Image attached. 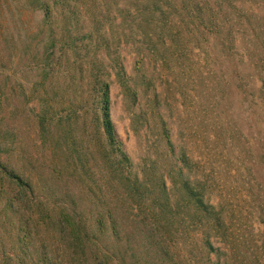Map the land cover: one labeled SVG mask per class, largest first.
<instances>
[{
    "label": "trees",
    "instance_id": "16d2710c",
    "mask_svg": "<svg viewBox=\"0 0 264 264\" xmlns=\"http://www.w3.org/2000/svg\"><path fill=\"white\" fill-rule=\"evenodd\" d=\"M28 4L41 20L17 59L8 60L28 87L17 77L10 90L17 87L32 105L50 158L21 165L12 147L16 129L0 136V264H203L194 252L216 264L210 256L226 254L219 240L227 229L194 175L196 162L168 140L172 155L158 157L165 164L149 159L136 170L111 119L109 78L136 102V86L150 82L139 69L128 74L123 47L140 44L151 52L176 44L185 30L199 43L212 37L229 58L232 34L215 14L230 0H79V11L74 0ZM244 86L242 80L236 90L246 99ZM31 166L45 177L26 176ZM60 167L79 172V199L49 191Z\"/></svg>",
    "mask_w": 264,
    "mask_h": 264
},
{
    "label": "rangeland",
    "instance_id": "374dc122",
    "mask_svg": "<svg viewBox=\"0 0 264 264\" xmlns=\"http://www.w3.org/2000/svg\"><path fill=\"white\" fill-rule=\"evenodd\" d=\"M230 2L232 6L220 9L225 14H215L217 19L225 17L222 31L232 34L229 58L217 52L212 37L199 43L187 30L176 44L157 46L156 51L126 45L121 52L126 71L134 75L135 69L141 70L150 84L136 86L134 102L111 76L110 114L136 170L149 159L165 164L158 157L172 155L168 140L175 153L185 151L196 162L194 175L205 197L221 210L227 229L224 235L220 231L219 240L226 254L219 259L210 256L214 263L264 264V91L259 92L264 82V0ZM74 3L79 11V0ZM29 7L28 0H0V136L6 127L16 129L12 147L19 164L30 160L38 165L48 161L49 151L40 146L32 105L17 87L10 90L22 73L14 72L15 63L8 64L9 59H17L26 34H32L41 20ZM207 9L204 12L209 13ZM88 20L84 18V23ZM242 80L246 99L236 90ZM17 81L28 87L26 81ZM59 169L48 178L49 191L59 196L71 192L79 199V172ZM24 171L32 180L45 177L39 166ZM194 255L203 264L211 263L197 252Z\"/></svg>",
    "mask_w": 264,
    "mask_h": 264
}]
</instances>
